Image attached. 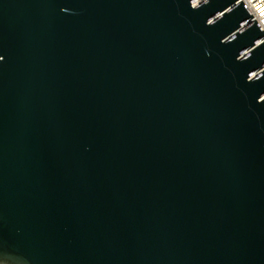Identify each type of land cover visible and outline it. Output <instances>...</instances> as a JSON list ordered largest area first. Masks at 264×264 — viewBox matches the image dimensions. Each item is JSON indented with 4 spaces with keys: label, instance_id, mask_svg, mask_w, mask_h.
<instances>
[{
    "label": "water",
    "instance_id": "1",
    "mask_svg": "<svg viewBox=\"0 0 264 264\" xmlns=\"http://www.w3.org/2000/svg\"><path fill=\"white\" fill-rule=\"evenodd\" d=\"M193 1L0 0V264H264V32Z\"/></svg>",
    "mask_w": 264,
    "mask_h": 264
},
{
    "label": "built area",
    "instance_id": "2",
    "mask_svg": "<svg viewBox=\"0 0 264 264\" xmlns=\"http://www.w3.org/2000/svg\"><path fill=\"white\" fill-rule=\"evenodd\" d=\"M203 0H194L191 4L192 7L196 6L197 4H199L200 2H202ZM239 1H242L244 3V5L246 6V8L248 9V11L251 13L252 17L250 19H248L247 21H245L244 23H242L240 25V29L243 28L245 25H247L248 23H250L252 20H256V22L258 23V25L261 27V29L264 32V0H236L234 1L230 6H228L226 8V10H228L229 8H231L232 6H234L236 3H238ZM236 31V30H235ZM230 32V34H228L226 37H230L231 35L234 34V32ZM225 37V38H226ZM262 40H259L256 42V44L260 43ZM248 51L244 50L242 53H240L241 56L245 55ZM264 68V66H263ZM259 71H255L253 72L250 77H254L256 73H259Z\"/></svg>",
    "mask_w": 264,
    "mask_h": 264
}]
</instances>
